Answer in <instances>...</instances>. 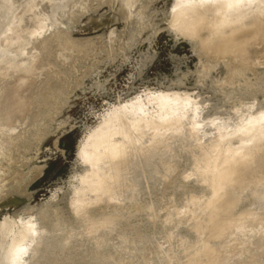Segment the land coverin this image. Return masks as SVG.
Segmentation results:
<instances>
[{
    "label": "rangeland",
    "instance_id": "obj_1",
    "mask_svg": "<svg viewBox=\"0 0 264 264\" xmlns=\"http://www.w3.org/2000/svg\"><path fill=\"white\" fill-rule=\"evenodd\" d=\"M227 1L0 0V67L11 60L30 64L0 75V124L11 107L21 104L24 113H12L0 126V264H186L200 238L188 218L201 207L184 205L210 195L208 185L187 176L190 157L172 161L160 180H142L134 200L89 206L83 221L72 201L89 171L84 151L92 135L117 116L127 125L151 115L156 120L173 114L168 107L175 100L189 101L193 111L171 116L191 121L188 137L200 148L209 150L215 137L231 148L259 139L231 128L244 118L264 124V41L244 29L230 53L214 51L220 35L211 26L220 15L229 17L222 10ZM185 6L206 15L195 35L176 23ZM260 19L263 37L264 12ZM260 170L264 163L252 168ZM251 175L232 190L237 204L229 215L259 214L264 224V176ZM104 221L114 222L106 233H85L84 225L102 228ZM256 231L264 242L261 226L214 242L233 250L219 264H264ZM98 236L105 240L96 249Z\"/></svg>",
    "mask_w": 264,
    "mask_h": 264
},
{
    "label": "bare ground",
    "instance_id": "obj_2",
    "mask_svg": "<svg viewBox=\"0 0 264 264\" xmlns=\"http://www.w3.org/2000/svg\"><path fill=\"white\" fill-rule=\"evenodd\" d=\"M188 6H185L186 9L189 8ZM222 10L230 15L223 18L220 15L218 20L211 26V32L216 36L220 35L217 42L213 45L214 51L221 54L230 53L229 48L237 40V33L244 29L252 28V35L254 37L258 36V38L261 37V40L264 41V35L263 37L262 34L259 36L261 31H263V23L260 16L264 12V0H228ZM176 23L188 34L195 35L198 32L197 27L207 23L206 15L196 9L179 11L176 14ZM258 38L257 40L259 41ZM205 42L208 46L214 43L213 40L209 39ZM5 43L7 44L8 42ZM19 52H21V48L17 49V53ZM231 54L233 55V53ZM239 54H235V56H241L240 59L243 58L242 53L240 52ZM29 67L30 64L23 65L17 60L7 61L0 67V75L8 71L18 73L21 69L28 70ZM19 82L16 84L22 85V82L20 84ZM18 87L20 88L21 86ZM14 93L12 95L16 97L18 93L16 96ZM9 97L11 98V96L7 98ZM16 98L19 97L17 96ZM179 102L177 103L175 100L171 103L170 100L171 104H169L168 110H171L172 116L174 112L183 110V108L185 111H193L195 109L196 104L192 107L189 106V101L188 103L186 101ZM17 104H13L14 107H18L19 102ZM20 106L19 108H22ZM19 108L16 111V108L13 109L11 107L9 112L5 114L6 117L4 116L5 119L0 126L2 127L7 123L9 115L12 113H22L20 112L21 109L19 111ZM165 114L160 118L156 115L158 117L156 120L152 119L155 116L150 118L152 115L150 117L147 116L143 121L135 122L136 120L133 119L134 122L128 123L130 125H127L121 116H114L115 119L105 124L103 129L96 131L92 135L87 147L88 149L86 148L87 150L85 149L84 151V160L89 167V171L84 178L82 177L83 188H80V191L78 190L79 192L75 193L72 201L74 213L81 216L83 221L86 209L100 201L105 199L114 201L119 198L134 200L141 190L142 180L147 182L148 179H162L167 174V170L170 169V163L185 155L186 157H190L193 164L187 176L199 178L201 182L210 188V195L207 199L190 198L184 205L187 210L189 207H197V205L201 207L200 212L194 213L195 211H193L188 218L192 228L200 238L195 246L194 254L188 258L186 264H219L220 258L226 257L222 256L224 255L223 253L226 251L233 252V250L230 247H213L212 244L214 242H222L230 235H233L232 233L235 231L238 233V230L241 234H244L248 229L257 226L264 227V224L260 222L259 214H243L237 218L229 215L237 204V200L230 197L232 190L241 187L247 179L246 177L253 176L251 174L255 175L258 173V175L256 174L259 176L257 178L264 176V170L252 172L255 164L262 165L264 163V124L260 120L248 118L235 122L231 128L233 134L239 137L252 135L254 137V134H258L259 139L249 146L231 148L224 147L220 138L215 137L209 141L211 147L207 150L206 147L200 148L201 144L194 143L188 137L190 130L193 128L191 121L186 122L184 115L183 118L172 117L169 115L170 113ZM168 127L170 129L166 133L159 134L164 128ZM9 138L13 140L11 136ZM98 224L90 222L84 225L85 233L87 235H96L98 231L106 233L102 229L108 230L114 225V222L106 223L104 221L102 228H98ZM55 230L57 229L55 228ZM55 233L58 237L63 233V230L55 231ZM256 234L258 235L257 231L254 232L253 239L256 238ZM239 239L241 238L237 237L235 241H239ZM95 240L93 246L99 249L103 246L105 237L98 236ZM255 240V245L257 244L258 247L264 248V242H258L261 240V237ZM223 260L222 262L225 263L228 257ZM240 264L261 263L255 259H250Z\"/></svg>",
    "mask_w": 264,
    "mask_h": 264
}]
</instances>
